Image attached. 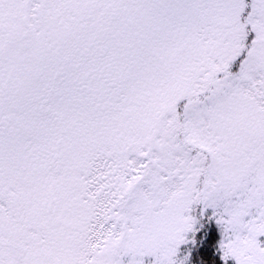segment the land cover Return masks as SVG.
<instances>
[{"label":"snow or ice","instance_id":"obj_1","mask_svg":"<svg viewBox=\"0 0 264 264\" xmlns=\"http://www.w3.org/2000/svg\"><path fill=\"white\" fill-rule=\"evenodd\" d=\"M0 264H264V0H0Z\"/></svg>","mask_w":264,"mask_h":264}]
</instances>
